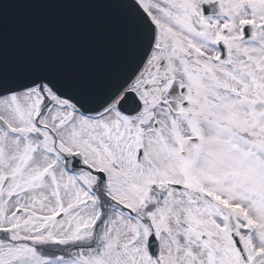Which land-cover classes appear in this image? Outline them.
Instances as JSON below:
<instances>
[{
	"label": "snow or ice",
	"instance_id": "snow-or-ice-1",
	"mask_svg": "<svg viewBox=\"0 0 264 264\" xmlns=\"http://www.w3.org/2000/svg\"><path fill=\"white\" fill-rule=\"evenodd\" d=\"M75 2L119 57H0V264H264V0Z\"/></svg>",
	"mask_w": 264,
	"mask_h": 264
},
{
	"label": "water",
	"instance_id": "water-1",
	"mask_svg": "<svg viewBox=\"0 0 264 264\" xmlns=\"http://www.w3.org/2000/svg\"><path fill=\"white\" fill-rule=\"evenodd\" d=\"M120 53L116 13L75 0H12L0 20V57L7 69L45 65L102 75Z\"/></svg>",
	"mask_w": 264,
	"mask_h": 264
}]
</instances>
